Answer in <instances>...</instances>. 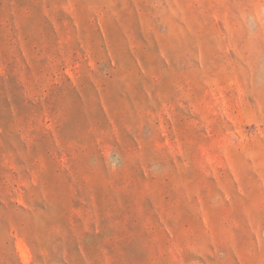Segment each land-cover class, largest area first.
I'll list each match as a JSON object with an SVG mask.
<instances>
[{"label": "rangeland", "instance_id": "1", "mask_svg": "<svg viewBox=\"0 0 264 264\" xmlns=\"http://www.w3.org/2000/svg\"><path fill=\"white\" fill-rule=\"evenodd\" d=\"M0 264H264V0H0Z\"/></svg>", "mask_w": 264, "mask_h": 264}]
</instances>
